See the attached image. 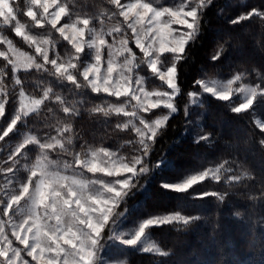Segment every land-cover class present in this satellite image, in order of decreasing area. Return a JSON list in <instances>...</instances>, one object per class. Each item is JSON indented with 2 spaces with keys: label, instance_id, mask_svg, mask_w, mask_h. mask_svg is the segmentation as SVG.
Wrapping results in <instances>:
<instances>
[{
  "label": "snow or ice",
  "instance_id": "obj_1",
  "mask_svg": "<svg viewBox=\"0 0 264 264\" xmlns=\"http://www.w3.org/2000/svg\"><path fill=\"white\" fill-rule=\"evenodd\" d=\"M107 2L118 11L105 12L99 17H80L74 15L69 0H23V5L21 0H0V44L5 45L4 49H0V58L6 62L0 68V141H4L10 133L19 132L18 124H25L30 114L39 115L45 101L58 103L65 117L57 122L54 136L41 140L31 133H24L22 142L16 144L7 153V159L2 161L8 167L0 169V172L4 173L9 185L18 184V189L13 187L12 191L0 197V212L9 218L11 235L23 245V249L13 245L5 232V221L0 220V258H3L0 264H18V261L19 264H30L22 257V251L35 264H108L111 257L106 259L101 254L106 247L109 252L112 247L103 242V233L110 221L113 229H110L108 240L113 244L118 241L120 245L132 246L137 251L166 257L170 251H164L152 242L147 230L166 224L188 226L200 219L199 216L184 215L177 210L149 216L131 232L114 230L127 208L123 212L116 210L126 203L134 188L140 191L146 186L140 184V178L164 166L165 162L161 159L150 168L149 157L168 120L179 111L175 102L181 93L178 64L188 59L187 46L195 43L201 35V21L212 0H178L168 6L160 4L159 0ZM50 7L55 11L50 12ZM21 14L29 17L32 24L21 22ZM65 16L67 21L57 27ZM104 16L109 19L120 16L123 21L106 28ZM253 16L264 20V11L253 9L229 23L236 25ZM94 19L99 21V27L93 23ZM45 24H50L59 33L63 41L71 46L70 51L65 50L63 55L57 51L59 42L51 38V33L48 37L32 33V27L43 28ZM5 28L11 29L16 37H21L29 47H33L35 54L29 55L17 48L4 33ZM128 30H131V37L127 35ZM107 37H111V41ZM230 39L228 37L223 42H217L210 57L213 62L220 60L227 52ZM130 41L134 42L142 56H137L129 47ZM166 53L171 54L170 58L164 55ZM114 54H119L122 59L118 61ZM9 66L11 83L8 80ZM144 68L161 82L160 87L150 90L146 86L147 77L141 75ZM32 70L55 77L61 84L66 81L73 85L74 89H66L67 93L79 95L81 99L68 100L66 96L54 92L50 84L41 88L45 84L43 80L37 82L42 95L29 96L17 73ZM247 75L246 71L237 72L227 81L212 77L197 79L194 84L201 91H189V103L199 104L203 93L211 94L220 101H229L239 94L242 95L241 101L230 106V111L235 114L245 112L253 107L258 96L264 97V77L257 72L255 84L244 83ZM17 86L18 93L15 91ZM86 89L93 94L115 97L118 101L121 97L125 98L120 103L104 100L84 110L104 117L114 114L128 118L115 123L116 129H130L135 134L134 139L125 141L129 146L127 155L103 146L93 147L87 142L76 148L74 141L77 134L71 121L80 116L83 106L89 103ZM15 96H18V100L12 99ZM159 108L167 109V114L150 118ZM188 109L189 105H185V116L189 114ZM48 111L52 112V109L48 108ZM256 126L264 133V123L256 120ZM200 131L202 134L196 135L193 142L211 143V133H204L202 127ZM259 142L264 145V139ZM28 145H37L40 154L31 165L24 154L22 167L28 175L20 179L16 175L19 171L16 166L20 161L15 157L21 155ZM56 148L71 157L62 167L48 156V151ZM228 163L225 161L216 167L188 173L176 181L162 180L161 187L185 193L206 179L219 183L228 174L224 181L226 184L257 180L259 195L264 197V176L254 177L247 170L234 174L231 167H225ZM77 168L92 173L94 178H85L83 172L74 171ZM69 170H73L71 174ZM96 173L114 179H100L95 177ZM226 195V192L212 191L194 194L193 198L214 196L223 202ZM249 198L256 199V196L250 195ZM234 215L240 217L241 213L237 211ZM16 216L21 219L15 221Z\"/></svg>",
  "mask_w": 264,
  "mask_h": 264
},
{
  "label": "trees",
  "instance_id": "obj_2",
  "mask_svg": "<svg viewBox=\"0 0 264 264\" xmlns=\"http://www.w3.org/2000/svg\"><path fill=\"white\" fill-rule=\"evenodd\" d=\"M63 2V0H60ZM160 4L168 6L178 0H159ZM23 5V0H21ZM69 7L74 15L80 17H99L102 13L118 11L107 0H69ZM257 9L264 11V0H215L205 10L201 21L202 33L195 43L187 46L188 59L178 64V83L181 93L177 98L179 111L172 115L166 128L158 136L149 157L152 166L163 159L164 166L154 169L147 177L143 190L132 191L123 206L127 208L125 219L135 225L152 215L173 213L177 210L188 216H199L200 219L188 226L182 224H166L153 226L147 230L151 240L170 255L164 257L158 254L138 252L132 249L117 248L119 259L125 264H264V197L259 195L260 188L257 180H243L240 183L226 184L206 179L193 186L188 192L177 193L161 187V181H176L188 173H195L216 167L225 161V167H231L234 174L247 170L254 177L264 176V133L257 128L254 119L264 121V97H257L253 107L240 114L230 111V101H220L205 95L198 105H189V114L185 116V105H188L189 91L198 89L194 82L197 79L216 76L229 79L237 72L248 73L245 83L257 82L258 72L264 77V20L253 16L249 20L233 25L229 21L241 14ZM23 23L31 25V20L20 15ZM120 16L109 19L104 16L105 23L122 22ZM98 26L99 21L93 20ZM50 28V26H48ZM32 27L34 34L49 35L57 40V51L62 55L71 48L64 43L51 28ZM4 33L13 40L20 49L28 50L24 42L16 37L14 32L5 28ZM127 35H130L129 30ZM230 37L228 50L220 60L213 62L210 57L214 53L217 42H223ZM137 56H142L130 42ZM0 58V68L5 65ZM9 83H11L10 66ZM17 75L23 81L26 94L39 97L42 91L37 87L39 80L44 85H51L54 92L66 96L68 100H79V95L72 96L66 89L73 88L66 81L60 83L55 77L37 73L35 70L20 71ZM141 75L147 77L146 86L149 89L161 86V82L144 68ZM18 93L19 86L15 89ZM89 103L81 109V115L71 123L77 138L76 148L85 142L93 147H106L118 151L122 155L129 153L126 140L134 139L131 130L121 131L115 128L116 122H123V116L111 115L104 117L100 114H89L85 108L99 104L104 100L120 103L105 94H93L85 90ZM18 100V96L12 98ZM12 102L10 101V104ZM202 105V106H201ZM15 107L16 105H12ZM52 109V112L48 111ZM164 109L154 110L153 115H163ZM65 119L61 107L54 101H45L41 105L40 114H30L25 124H18L19 132L10 133L4 141H0V166L7 159V153L23 140L24 133H31L43 140L56 134L58 121ZM107 121V123H105ZM211 133L212 142L194 143L196 135ZM58 160H71L56 148L53 155ZM244 185H248L245 187ZM226 192L223 202L214 196L193 198L194 194L204 192ZM255 195L256 199H250ZM239 211L240 217L234 215ZM179 229V230H178Z\"/></svg>",
  "mask_w": 264,
  "mask_h": 264
},
{
  "label": "rangeland",
  "instance_id": "obj_3",
  "mask_svg": "<svg viewBox=\"0 0 264 264\" xmlns=\"http://www.w3.org/2000/svg\"><path fill=\"white\" fill-rule=\"evenodd\" d=\"M212 1H215V0H212ZM61 2V1H60ZM121 2L123 3V2H125V0H121ZM49 11L50 12H52V11H55V8H53V7H50L49 8ZM29 18V17H28ZM30 19V18H29ZM67 17L65 16V17H62L61 18V21H60V24H58L57 25V27H60L63 23H65L66 21H67ZM122 19H123V17H122ZM104 24H105V27L107 28V27H111V26H113L114 24H111V23H105L104 22ZM48 26H50V28H51V25L50 24H45V26L44 27H46L47 28V30L48 31H50L49 29V27ZM97 27H99V25L97 26ZM174 27H179V26H174ZM38 28H40V27H38ZM52 29V28H51ZM52 32H54L56 35H58L59 36V33H57L54 29H52L51 30ZM129 33H130V35H128L129 37H131V35H132V33H131V30H129ZM34 34V33H33ZM36 35H38V34H36ZM40 36H44V37H48V34L47 35H41V34H39ZM22 41H23V39L21 38V37H19ZM59 38L63 41V39L59 36ZM107 39L109 40V41H111V37H107ZM24 42V41H23ZM64 43H66L70 48H71V46L66 42V41H63ZM131 43H133L134 44V42H132V41H130ZM24 44L26 45V47H27V49L28 50H23V49H20V50H22V51H24V52H26V53H28L29 55H34L35 53H34V48L33 47H29L28 46V44H26L25 42H24ZM134 46H135V44H134ZM17 47V46H16ZM129 47H131L130 46V43H129ZM5 48V45H2V44H0V49H4ZM18 48V47H17ZM132 48V47H131ZM138 49V48H137ZM132 50L134 51V49L132 48ZM86 51H87V49H86ZM138 51H139V49H138ZM135 52V51H134ZM140 52V51H139ZM107 53V50L105 49V54ZM136 53V52H135ZM142 54V53H141ZM50 55H52V53L50 52ZM115 55V58L119 61V60H121L122 59V57L121 56H119V54H114ZM166 57H169L170 58V56H171V54H164ZM163 58V57H162ZM50 67V66H49ZM212 78H215V79H218V80H221V81H227L228 79H221V78H219V77H216V76H211ZM209 77H205V78H203V79H208ZM231 78V77H230ZM229 78V79H230ZM245 83V82H244ZM71 85V84H70ZM71 86H73V85H71ZM238 85H234L233 87H237ZM165 87V89H166V86H164ZM73 88H74V86H73ZM89 91H90V89H88ZM151 90V89H150ZM201 91V89L199 88V86H198V89L197 90H194L193 92H200ZM91 92V91H90ZM103 94V93H102ZM106 95V94H105ZM205 95H209V96H211V94H208V93H203L202 95H201V97H200V103H201V101H202V98L205 96ZM179 96V95H178ZM178 96L176 97V100H175V102H176V105H177V98H178ZM259 97V96H258ZM115 98V97H114ZM122 99H125L124 97H121ZM241 99H242V95H236V96H233V98L231 99V100H229L231 103H232V105L233 104H238L240 101H241ZM133 103H135V102H133ZM199 103V104H200ZM254 103V102H253ZM188 105H198V104H190L189 103V97H188ZM178 107V106H177ZM162 109H164V108H162ZM167 112H168V110L167 109H164V114H167ZM163 114V115H164ZM176 114V113H175ZM174 115V114H173ZM122 116V115H121ZM124 117V116H123ZM125 118V120L126 119H128V118H126V117H124ZM124 120V121H125ZM256 120H260L262 123H264V121L263 120H261L260 118H255L254 119V121H255V124H256ZM123 121V122H124ZM24 138V137H23ZM22 142V141H21ZM59 149V148H58ZM54 153H55V150H50V151H48V156H49V158L51 159V160H53V161H57L58 163H59V165L62 167V165H63V163L65 162V161H69V160H58V159H56L53 155H54ZM24 154H26V159H27V163L29 164V165H31V164H34L35 163V160H36V157L40 154V150H39V148H38V146L37 145H28V146H26V148L25 149H23L22 150V153H21V155H19V156H16L15 157V159L16 160H18V161H20V163L19 164H17V168L19 169V171L16 173V175H17V177L18 178H20V179H24V178H26V176L28 175V173L23 169V164L25 163V155ZM153 166V165H152ZM152 166L149 164V167L150 168H152ZM6 167H8V164H6V163H2V165L0 166V169H2V168H6ZM72 171L73 170H69V174H71L72 173ZM74 171H76V172H83V175L85 176V178H94L93 177V174L92 173H88L86 170H82V169H74ZM154 171V170H153ZM153 171H151L150 173H149V175H147V176H142L141 178H140V184L141 185H144L145 184V181H146V179H147V177H149L150 176V174L151 173H153ZM9 176H11V174H8ZM227 175L228 174H226L225 175V177L224 178H222L221 180H225L226 179V177H227ZM95 177H98V178H100V179H104V180H111V179H114V178H110V177H105V176H103V174H101V173H96L95 174ZM13 187H15L16 189H18V184H16V185H9L8 183H7V181H6V179H5V175H4V173L3 172H0V197H4V194L6 193V192H10V191H12V189H13ZM138 187H139V185H138ZM134 189H136V188H134ZM133 189V190H134ZM132 190V191H133ZM137 190V189H136ZM21 203L23 204L24 202L23 201H21ZM0 207H2V206H0ZM125 210V206H123V204H121L120 205V207H119V209H117L116 211H118V212H123ZM127 213V212H126ZM12 215V213H11V211H10V216ZM126 215V214H125ZM8 217H4L3 215H2V212H0V220H4L5 221V232H6V234L9 236V238L13 241V245L15 246V247H19V248H21V249H23V245H20L16 240H15V237L14 236H12L11 235V227L9 226V224H8ZM21 219V217H19V216H16V217H14V220L15 221H19ZM141 221H139L138 223H136L135 225H132L131 223H127V220L125 219V216L124 217H122L120 220H118L117 221V224H116V226H115V231H117V232H119V231H125V232H131V231H134L135 230V228H137L138 227V225H139V223H140ZM110 229H113V225L111 224V221H110V223H109V226L108 227H106L105 228V231H104V233H103V235H104V243L106 244V245H112V247H111V250H110V252H109V249L106 247L105 248V250H104V252H102V256H104L106 259H108V257L110 256L111 258L110 259H108V264H125V262H124V260L123 259H119L118 258V256H117V253H116V249L117 248H122V249H124V248H126V249H132V250H135V251H137L134 247H132V246H125V245H120L119 244V242L118 241H116L115 242V244H113V242L112 241H109L108 240V236L109 235H111V231H110ZM153 242V241H152ZM138 252H142V251H138ZM152 254H154V253H152ZM21 255H22V257H24L25 259H27L28 261H30V264H35V262L34 261H32L31 260V257H27L26 255H25V253L22 251V253H21ZM3 258H0V260H2ZM18 264H19V261H18Z\"/></svg>",
  "mask_w": 264,
  "mask_h": 264
}]
</instances>
